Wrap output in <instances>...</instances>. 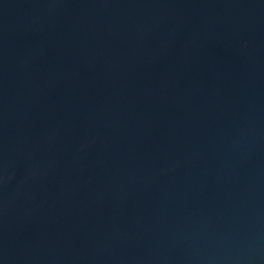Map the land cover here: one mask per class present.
<instances>
[{"label": "water", "instance_id": "water-1", "mask_svg": "<svg viewBox=\"0 0 264 264\" xmlns=\"http://www.w3.org/2000/svg\"><path fill=\"white\" fill-rule=\"evenodd\" d=\"M0 264H264V0H0Z\"/></svg>", "mask_w": 264, "mask_h": 264}]
</instances>
